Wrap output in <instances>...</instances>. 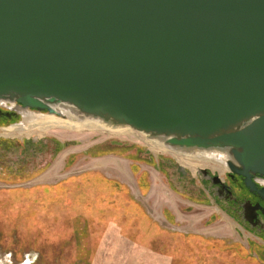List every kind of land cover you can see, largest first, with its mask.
Here are the masks:
<instances>
[{
	"label": "water",
	"instance_id": "obj_1",
	"mask_svg": "<svg viewBox=\"0 0 264 264\" xmlns=\"http://www.w3.org/2000/svg\"><path fill=\"white\" fill-rule=\"evenodd\" d=\"M0 101L225 150L264 200V0H0Z\"/></svg>",
	"mask_w": 264,
	"mask_h": 264
},
{
	"label": "rangeland",
	"instance_id": "obj_2",
	"mask_svg": "<svg viewBox=\"0 0 264 264\" xmlns=\"http://www.w3.org/2000/svg\"><path fill=\"white\" fill-rule=\"evenodd\" d=\"M22 120L0 117V129ZM131 133L140 135L57 127L42 136L12 138L0 130V264H264V238L211 196L200 171L208 169L193 173ZM110 155L127 172L131 168L135 180L126 188L163 232H138L142 224L128 213L140 210L125 213L123 198L115 213L109 203H95L90 189L66 185L85 170L99 171ZM173 233L201 234L223 245L172 246Z\"/></svg>",
	"mask_w": 264,
	"mask_h": 264
},
{
	"label": "bare ground",
	"instance_id": "obj_3",
	"mask_svg": "<svg viewBox=\"0 0 264 264\" xmlns=\"http://www.w3.org/2000/svg\"><path fill=\"white\" fill-rule=\"evenodd\" d=\"M15 104L8 101H0V108L14 109ZM56 111L65 115V119L49 115L32 113L27 110H21L22 121L17 126H13L14 132L21 133L26 136H31L40 132H45L53 128H63L70 130H90L102 131L107 133H120V132H133L136 131L140 135L139 138L146 142L151 148L160 150L162 152L170 153L182 161L184 165L197 168H209L213 171H223L225 169L229 172L228 161L230 156L228 152L222 149H209V150H190L179 151L166 145L163 141L157 138H151L147 134L131 126H112L104 123L101 119L94 117H86L76 112L69 106L55 105L53 107ZM135 134V133H134ZM222 169V170H221ZM230 173V172H229ZM264 185V181H260Z\"/></svg>",
	"mask_w": 264,
	"mask_h": 264
},
{
	"label": "crops",
	"instance_id": "obj_4",
	"mask_svg": "<svg viewBox=\"0 0 264 264\" xmlns=\"http://www.w3.org/2000/svg\"><path fill=\"white\" fill-rule=\"evenodd\" d=\"M106 161L108 162V164L100 165L101 168L98 169L99 171L85 170V171H88V173L84 175L72 177L70 180H67L66 185L72 187L73 188L72 190L77 188V187H74V186H77V183L80 184L78 185V188L81 187L84 190L87 188L90 189L89 191L92 194H95V197H96L95 203H98V204L100 202H102V204L109 203L108 204L109 207L114 209L115 213H119V210H121V207H119V204L122 200H124L125 208L123 209V211L125 213L130 212L129 210H131L132 208L140 210L139 213H134L133 211L128 213L129 218H131L130 216L136 215L138 217L137 219L140 221L138 225L142 224L139 227L138 232L140 231L142 233L144 232L146 233L147 231H152L155 233L160 232V231L163 232L162 228L147 216L145 209L143 207H142L143 210L141 209L137 198H135V196L131 193V191L126 188L130 185L131 182H134L135 180L132 178L130 174L131 168H129L130 171L127 172L128 169L126 165L119 163V161L115 159L114 157H111V155L109 156V159H107ZM97 165L99 166V164ZM104 171L106 172L108 171L109 176H107ZM115 171H117V176L112 177L110 174L111 172H115ZM118 177L120 180H117ZM137 184L138 186L139 185L141 186L139 179L136 180V185ZM55 189H58V188H55ZM140 192L145 193V190L141 189ZM83 202L87 203L89 201L84 200ZM132 219L135 220V218H132ZM110 222H112L111 228L113 229V227L116 226V223L114 219L113 221L110 220ZM187 235L188 236H186L185 234H181V233L179 234L173 233L171 235V237L174 239V240H171L172 246H222L223 245V244H215V243L213 244L212 240H210L209 238H206L205 236H202L201 234H187Z\"/></svg>",
	"mask_w": 264,
	"mask_h": 264
},
{
	"label": "flooded vegetation",
	"instance_id": "obj_5",
	"mask_svg": "<svg viewBox=\"0 0 264 264\" xmlns=\"http://www.w3.org/2000/svg\"><path fill=\"white\" fill-rule=\"evenodd\" d=\"M12 114L14 113L8 112L4 109H0V117L5 118L8 115L14 117V115ZM12 128L13 126H10L9 128L0 129L3 133L2 135L12 138L20 136H25L29 138L33 135L42 136L46 132L45 131L33 134L31 136H26L21 133L14 132L15 130ZM131 135H134L139 138L134 133H131ZM174 157L176 161L184 165L181 160H179L176 156ZM186 167L189 166L187 165ZM189 168L193 171V173H195L197 169H199L194 166ZM206 169L208 170L204 172V176L208 178V180L204 182L207 183V188L211 193V196L217 201L220 207L224 209L228 214H230L231 217L237 220V222H239V224H241V226H243L245 229L258 235L259 237L261 236L262 238H264V200L257 193V191H251L250 188L245 185L244 179L242 177L233 175L227 172L225 169H223V171H213L209 168ZM207 171H209L211 175ZM222 174H225L224 177H222ZM255 177L260 178L258 175ZM254 179L255 178H253V180ZM256 185L258 189L264 188V185L259 182H256ZM234 186H236L238 193H235Z\"/></svg>",
	"mask_w": 264,
	"mask_h": 264
},
{
	"label": "trees",
	"instance_id": "obj_6",
	"mask_svg": "<svg viewBox=\"0 0 264 264\" xmlns=\"http://www.w3.org/2000/svg\"><path fill=\"white\" fill-rule=\"evenodd\" d=\"M53 191L56 192V190H53ZM62 194H64V192Z\"/></svg>",
	"mask_w": 264,
	"mask_h": 264
}]
</instances>
